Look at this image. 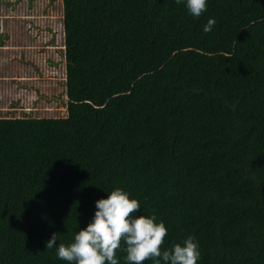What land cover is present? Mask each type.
I'll return each instance as SVG.
<instances>
[{"label":"trees","instance_id":"16d2710c","mask_svg":"<svg viewBox=\"0 0 264 264\" xmlns=\"http://www.w3.org/2000/svg\"><path fill=\"white\" fill-rule=\"evenodd\" d=\"M63 3L67 115L0 117V264H68L46 241L117 187L162 250L192 236L197 264H264V0Z\"/></svg>","mask_w":264,"mask_h":264},{"label":"clouds","instance_id":"9594fccd","mask_svg":"<svg viewBox=\"0 0 264 264\" xmlns=\"http://www.w3.org/2000/svg\"><path fill=\"white\" fill-rule=\"evenodd\" d=\"M176 3L184 4L194 18H199L208 7V0H176ZM215 23V18H209L203 31L211 32ZM67 100L68 97L66 103ZM106 192V197L96 200L94 215L85 228L75 233L72 242L57 247L59 232H54L45 249L55 248L57 258L68 264H120L117 250L127 253L126 264H143L148 259L153 264H197L201 252L194 237L162 250L168 234L164 222H158L155 214L141 213L140 201L122 188Z\"/></svg>","mask_w":264,"mask_h":264},{"label":"rangeland","instance_id":"374dc122","mask_svg":"<svg viewBox=\"0 0 264 264\" xmlns=\"http://www.w3.org/2000/svg\"><path fill=\"white\" fill-rule=\"evenodd\" d=\"M63 22V0H0V34L6 41L0 48H6L7 59L17 64L16 72L8 66L10 75L3 78V84L11 82L13 94L0 96L1 111L41 116L43 108L32 106V99L30 106L19 102V90L26 87L29 92L58 96L44 113L67 115L66 108L56 104L66 90L62 79L66 65L58 62L64 52Z\"/></svg>","mask_w":264,"mask_h":264},{"label":"crops","instance_id":"0c3cea01","mask_svg":"<svg viewBox=\"0 0 264 264\" xmlns=\"http://www.w3.org/2000/svg\"><path fill=\"white\" fill-rule=\"evenodd\" d=\"M63 27H64V44H63L64 46H63L62 51L64 50V52H63V58H61L58 62H61L62 64L65 63V65H66L65 17H64ZM3 35L4 34H0V47L6 43L5 39L1 38V36H3ZM8 66H10L16 72L17 64L14 63L13 61H10L7 59L6 48H0V96L13 94V91L10 88H8L10 86L11 82L3 84V82H4L3 78H6L10 75V72L8 71ZM19 72H21V71H19ZM65 77H66V67H65V75L63 76L62 79H64ZM53 98H58V96L54 95ZM53 98L51 95H41V94H38L36 92H29L28 88L21 87L19 90V102L21 103V105L27 104V106H30L31 103H28V101L30 99H32V104H33L32 106H34V107L38 106L40 108H43V110L41 111L42 112L41 116H32V115L10 116L9 115V114H11L10 112H3L0 110V117H24V116L25 117H27V116H29V117H47V116H50V114L44 113L45 110H48L50 108L45 109L44 107L46 105H49L50 100ZM66 98H67V95H66V90H65V97L61 96L58 103H56V104H58V106L65 107L67 110ZM0 105L2 106L1 103H0ZM30 109H33V108H30Z\"/></svg>","mask_w":264,"mask_h":264}]
</instances>
